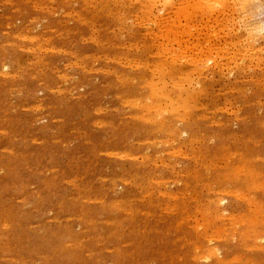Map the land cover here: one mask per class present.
<instances>
[{
    "label": "rangeland",
    "instance_id": "1",
    "mask_svg": "<svg viewBox=\"0 0 264 264\" xmlns=\"http://www.w3.org/2000/svg\"><path fill=\"white\" fill-rule=\"evenodd\" d=\"M263 213L264 0H0V264H264Z\"/></svg>",
    "mask_w": 264,
    "mask_h": 264
},
{
    "label": "bare ground",
    "instance_id": "2",
    "mask_svg": "<svg viewBox=\"0 0 264 264\" xmlns=\"http://www.w3.org/2000/svg\"><path fill=\"white\" fill-rule=\"evenodd\" d=\"M152 1V0H151ZM167 1H169V0H167ZM163 2V1H162ZM139 3V2H138ZM150 3V2H149ZM213 3H215V2H213ZM123 4V3H122ZM144 4V3H143ZM151 4V3H150ZM165 4V3H164ZM176 4H178V3H176ZM242 4V3H241ZM171 5V4H170ZM182 6V5H181ZM200 6H201V4H200ZM145 7V6H144ZM148 7V6H147ZM151 7V6H150ZM182 7H184V6H182ZM207 7V6H206ZM240 7H241V5H240ZM201 9H202V7H200ZM245 8V7H244ZM185 9V8H184ZM162 10V9H161ZM213 10V9H212ZM183 11H185V10H183ZM142 13V12H141ZM179 13V12H178ZM185 13V12H184ZM186 13H188V12H186ZM134 14V13H133ZM177 14V13H176ZM182 15H183V13H181ZM181 15V16H182ZM187 15V14H186ZM154 16H156V15H154ZM160 16V15H159ZM206 17V16H205ZM140 18V17H139ZM148 18V17H147ZM160 18V17H159ZM185 18V17H184ZM189 18V17H188ZM31 20V19H30ZM143 20V19H142ZM162 20V19H161ZM179 22V21H178ZM187 24V23H186ZM185 25V24H184ZM251 25V24H250ZM146 26V25H145ZM251 27V26H250ZM249 27V29H252V28H250ZM255 27V26H254ZM117 28V27H116ZM166 29V28H165ZM164 29V30H165ZM247 29H248V27H247ZM248 29V30H249ZM175 30V29H174ZM252 30H254V29H252ZM180 31V30H179ZM189 31V30H188ZM251 33H252V31L251 30H249ZM146 32V31H145ZM250 32H248L249 34H250ZM165 33V32H164ZM184 35H185V33H184ZM253 35V34H252ZM23 36V35H22ZM250 36V35H249ZM248 36V37H249ZM31 37V36H30ZM173 37V36H172ZM89 40H91V39H89ZM247 42V41H246ZM179 43H180V41H179ZM151 44V43H150ZM124 45V44H123ZM234 46V45H233ZM244 47V46H243ZM173 48V47H172ZM172 48H171V50H172ZM51 49V48H50ZM176 49V48H175ZM163 53V52H162ZM166 53V52H165ZM163 55V54H162ZM167 55V54H166ZM170 55V54H169ZM124 57V56H123ZM133 61V60H132ZM172 62V61H171ZM174 62V61H173ZM146 63V62H145ZM119 64V63H118ZM140 64V63H139ZM122 65V64H121ZM136 65V64H135ZM146 66V65H145ZM161 66H163V65H161ZM153 67V66H152ZM152 67H151V69H152ZM159 67V66H158ZM144 68V67H143ZM83 69V68H82ZM107 69V68H106ZM148 69V68H147ZM155 70V69H154ZM104 71V70H103ZM158 71V70H157ZM189 72V71H188ZM5 73H6V71H5ZM158 73V72H157ZM161 73V72H160ZM185 73V72H184ZM128 74V73H127ZM117 75V74H116ZM6 76V75H5ZM188 77V76H187ZM129 78V77H128ZM116 79V78H115ZM147 80V79H146ZM146 83H147V81H146ZM197 83V82H196ZM172 86V85H171ZM178 87V86H177ZM56 89V88H55ZM152 89H153V86H152ZM200 91V90H199ZM197 92V91H196ZM190 95V94H189ZM189 95H187V97L189 96ZM165 96H166V94H165ZM190 97H191V95H190ZM190 97H188V98H190ZM127 99V98H126ZM192 100H194V98L192 99ZM132 102V101H131ZM134 103V102H133ZM137 103V102H136ZM140 104V103H139ZM183 104H185V103H183ZM187 104V103H186ZM189 104V103H188ZM133 105V104H132ZM137 105V104H136ZM135 105V106H136ZM146 105V104H145ZM144 105V106H145ZM152 105V104H151ZM158 106V105H157ZM200 106V105H199ZM141 107H143V106H141ZM156 107V106H155ZM175 107V106H174ZM183 107V105L180 107V108H182ZM196 107V106H195ZM225 107V106H224ZM151 108V107H150ZM149 108V109H150ZM185 108V107H184ZM189 108V107H188ZM236 108H238V107H236ZM144 109H145V107H144ZM162 109V108H161ZM160 109V110H161ZM186 110V109H185ZM236 110V109H235ZM148 111V110H147ZM170 111V110H169ZM172 111V110H171ZM157 112V111H156ZM159 112V111H158ZM157 112V113H158ZM162 112V111H161ZM230 112V111H229ZM172 113V112H171ZM142 114V113H141ZM165 114V113H164ZM178 114V113H177ZM183 115H185V114H183ZM147 117V116H146ZM146 117H145V119H146ZM149 117V116H148ZM147 117V118H148ZM142 118V117H141ZM176 118V117H175ZM180 119V118H179ZM182 119V118H181ZM166 123V122H165ZM177 123V122H176ZM158 129V128H157ZM170 129V128H169ZM174 129V128H173ZM172 129V130H173ZM177 129V128H176ZM164 131V130H163ZM171 131V130H170ZM169 131V132H170ZM186 135V134H185ZM179 137V136H178ZM177 137V138H178ZM185 137V136H184ZM170 139V138H169ZM211 139V138H210ZM136 141V140H135ZM171 141V140H170ZM173 142V141H172ZM179 148V147H178ZM173 151V150H172ZM178 151V150H177ZM165 152V151H164ZM193 155V154H192ZM146 156H147V154H146ZM161 156V155H160ZM184 156V155H183ZM232 156V155H231ZM120 157V156H119ZM159 157V156H158ZM154 158V157H153ZM226 160H227V158H226ZM144 161V160H143ZM152 162V161H151ZM165 163V162H164ZM227 163V162H226ZM208 166V165H207ZM242 167V166H241ZM233 170V169H232ZM231 170V171H232ZM235 170V171H234ZM234 170L231 172L232 174L234 173L236 176L239 174V172H238V170H236L235 168H234ZM242 171V170H241ZM238 172V173H237ZM241 173V172H240ZM196 174V173H195ZM246 174V173H245ZM257 173H255V172H250L249 171V173H248V175L247 176H249V177H252V176H256L257 177ZM225 177V176H224ZM102 179V178H101ZM167 180V179H166ZM259 183V182H258ZM255 185H258V184H255ZM252 186H253V183H252ZM238 191V190H237ZM148 192V191H147ZM220 192V191H219ZM223 192V191H222ZM159 193V192H158ZM224 193V192H223ZM169 195V194H168ZM171 195V194H170ZM150 196V195H149ZM172 197V196H171ZM245 197V196H244ZM173 198V197H172ZM84 199V198H83ZM211 200V199H210ZM218 201V200H217ZM252 204V203H251ZM254 205H255V203H254ZM259 206V205H258ZM257 207V206H256ZM248 209V208H247ZM257 210V209H256ZM263 210V209H262ZM224 212V211H223ZM264 214V213H263ZM231 217V216H230ZM190 218V217H189ZM235 224V223H234ZM242 224V223H241ZM206 228V227H205ZM220 230V229H219ZM213 234V233H212ZM205 238V237H204ZM206 238H208V237H206ZM213 238V237H212ZM219 238V237H218ZM233 239V238H232ZM208 240H210V239H208ZM255 240V239H254ZM210 252H211V250H209ZM202 257V256H201ZM204 257V256H203ZM199 259V258H198ZM208 260V259H207Z\"/></svg>",
    "mask_w": 264,
    "mask_h": 264
}]
</instances>
